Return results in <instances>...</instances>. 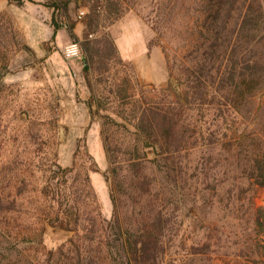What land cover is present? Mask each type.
Wrapping results in <instances>:
<instances>
[{
  "label": "trees",
  "instance_id": "trees-1",
  "mask_svg": "<svg viewBox=\"0 0 264 264\" xmlns=\"http://www.w3.org/2000/svg\"><path fill=\"white\" fill-rule=\"evenodd\" d=\"M69 2L52 6L60 10ZM101 4L108 16L123 12L122 0H95L94 14L100 15ZM165 4V12L184 9L194 17L180 28V54L168 56L179 83L139 93L130 91V77L100 90L91 84L100 108L117 103V109H104L111 113L102 129L112 163V218L104 216L92 183L99 165L88 150L80 162L81 143L69 166L42 155L24 158L17 147L0 162V264H162L172 219L165 189L178 188L189 168L185 155L204 146L212 160V152L227 143L234 170L264 187V102H258L264 91V0ZM53 24L55 38L61 27L55 15ZM105 45L116 52L108 35L86 40L87 69L112 58ZM118 119L133 124L132 140L113 138L128 124ZM210 170H204L206 178ZM254 221L264 227V206L256 207ZM49 226L74 236L48 248Z\"/></svg>",
  "mask_w": 264,
  "mask_h": 264
},
{
  "label": "rangeland",
  "instance_id": "rangeland-1",
  "mask_svg": "<svg viewBox=\"0 0 264 264\" xmlns=\"http://www.w3.org/2000/svg\"><path fill=\"white\" fill-rule=\"evenodd\" d=\"M94 1L70 0L56 10V0H27L24 5L0 0V162L19 147L24 158L42 155L69 166L81 143L80 162L88 150L99 165L91 172L92 183L110 219L112 163L102 129L105 115L111 113L104 109H117V103L100 108L92 85L100 90L125 77L132 80L130 91L137 93L177 85L168 56L180 54V28L194 17L184 9L165 12L167 0H122L118 17L108 16L101 4L96 15ZM54 15L61 24L55 38ZM167 17L172 18L168 26ZM106 35L116 52L105 45L112 58L100 69H87L86 40ZM73 44L81 51L69 55ZM259 101L264 102V91ZM118 121L128 124L113 138L132 140L133 124ZM226 144L212 152V160L205 146L186 154L184 180L177 189H165L172 219L162 264H264V227L254 221L256 207L264 206V187L234 170ZM148 150L155 157L153 149ZM208 169L211 176L206 178ZM126 200L122 197L123 203ZM73 236L49 226L45 243L56 249Z\"/></svg>",
  "mask_w": 264,
  "mask_h": 264
},
{
  "label": "built area",
  "instance_id": "built-area-1",
  "mask_svg": "<svg viewBox=\"0 0 264 264\" xmlns=\"http://www.w3.org/2000/svg\"><path fill=\"white\" fill-rule=\"evenodd\" d=\"M80 47L78 44H73L69 47L68 49V52H69V55H76V54H79L80 53Z\"/></svg>",
  "mask_w": 264,
  "mask_h": 264
},
{
  "label": "crops",
  "instance_id": "crops-1",
  "mask_svg": "<svg viewBox=\"0 0 264 264\" xmlns=\"http://www.w3.org/2000/svg\"><path fill=\"white\" fill-rule=\"evenodd\" d=\"M53 32H55V30H53ZM54 34V33H53Z\"/></svg>",
  "mask_w": 264,
  "mask_h": 264
}]
</instances>
